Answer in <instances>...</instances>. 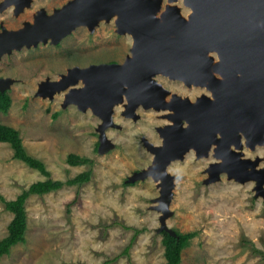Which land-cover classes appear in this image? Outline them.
Returning <instances> with one entry per match:
<instances>
[{
    "label": "rangeland",
    "instance_id": "1",
    "mask_svg": "<svg viewBox=\"0 0 264 264\" xmlns=\"http://www.w3.org/2000/svg\"><path fill=\"white\" fill-rule=\"evenodd\" d=\"M68 1L31 0L17 17L10 8L0 12V24L16 29L25 20L33 23L37 11L46 9L50 13L52 8ZM175 4L186 17L189 8L182 0ZM131 44V36L118 33L112 17L98 20L93 30L77 26L56 43L22 47L0 57V76L13 81L7 88L11 105L7 113L0 112V123L19 131L27 151L43 160L52 179L65 180L87 169V165H68V153L86 154L94 160L92 178L81 186H64L28 197L25 241L12 246L0 258V264H102L115 256L109 264L165 263L159 231L161 211L154 208L161 203L159 182L151 176L129 179L151 163L153 154L143 142L161 144L155 128L171 123L163 117L168 111L140 105L135 110L137 117L133 118L122 115L124 105L116 104L112 120L118 127L105 129L110 146L106 148L102 141L98 150L97 129L102 122L98 116L86 110V117L74 104L62 107L63 92L53 97L37 94L41 81L58 80L68 68L122 63L131 53ZM154 78L168 90L167 97L177 92L194 100L199 92H207L202 86L188 88L183 81L162 74ZM38 99L42 103L33 104ZM55 110L57 116L52 115ZM73 118L78 121L75 123ZM88 136L91 141L85 140ZM247 146L237 149L241 157L258 158L256 167L264 168V143L256 144L254 150ZM209 152L197 157L190 149L167 166L168 173L175 178L165 227L171 232H197L181 251L180 264H264L259 256L238 245L244 235L264 250V182L263 192L257 193L255 180L240 182L224 172L210 181L209 165L216 159L212 149ZM44 179L39 171L12 159L8 143H0V194L6 200L14 199L30 183ZM77 190L78 198L67 212L66 204L74 199ZM11 218L12 213L0 202V239L6 235ZM114 221L145 228L136 236L128 255L119 254L129 243L133 230L113 224Z\"/></svg>",
    "mask_w": 264,
    "mask_h": 264
},
{
    "label": "water",
    "instance_id": "2",
    "mask_svg": "<svg viewBox=\"0 0 264 264\" xmlns=\"http://www.w3.org/2000/svg\"><path fill=\"white\" fill-rule=\"evenodd\" d=\"M23 2L29 4V0ZM182 3L190 10L186 17L175 3L160 11L162 0H71L51 15L41 10L33 23L25 22L17 30L0 32L1 57L24 45L37 46L48 40L56 43L80 24L93 30L99 18L109 20L116 14L117 32L131 36L130 55L122 63L68 68L65 77L74 74L72 81L57 85L60 79H45L39 83L37 94L53 97L55 91H48L46 86L49 83L56 85L57 91L73 84L63 92L62 107L73 103L101 119L98 150L102 141L106 148L110 146L106 127H118L112 120L116 104L127 103V115L133 118L137 117L135 110L139 104L146 109L168 111L163 117L171 123L156 128L161 144L143 142L153 154L151 163L129 180L162 178L164 184L158 197L161 203L154 208L161 211L159 231L170 233L165 218L169 215L175 176L168 173L167 166L188 150L202 157L212 149L213 157L220 159L209 165L210 181L221 172L241 182L257 178L258 193L263 192L264 181V168L256 171L262 173L261 177L255 171H247V165L252 167L257 160L242 159L236 151L242 146L239 132H243L246 145L252 149L264 143V0ZM214 58L217 62L212 68ZM158 74L186 85L194 82L204 86L211 97L204 94L191 103L175 96L167 103L164 97L168 90L154 78ZM4 80L0 78L1 82ZM11 81L0 83V91L6 90ZM68 97L73 100L66 101ZM88 105L91 109H87ZM235 162L242 167L240 173L235 170Z\"/></svg>",
    "mask_w": 264,
    "mask_h": 264
},
{
    "label": "trees",
    "instance_id": "3",
    "mask_svg": "<svg viewBox=\"0 0 264 264\" xmlns=\"http://www.w3.org/2000/svg\"><path fill=\"white\" fill-rule=\"evenodd\" d=\"M11 105V97L7 90L0 91V112L7 113ZM56 113L54 116H57ZM0 142H6L12 149V159L19 160L27 165L29 168L39 171L46 177L44 180H37L30 183L26 188H23L20 193L16 195L14 199L6 200L3 195L0 194V202L3 204L5 210L12 213V218L7 225V233L0 239V258L3 255H7L10 252L12 246L25 241L26 232V218L27 213L25 209V202L29 196L33 194L43 195L51 191H55L64 186H81L83 183L88 182L93 175L94 160L86 156H80L75 153H68L66 156V163L72 166L75 165H87V169L79 172L73 177L65 180H56L50 177V171L47 169L43 160L30 154L22 142L19 131L9 125L0 123ZM98 146V145H97ZM78 198V190L76 191L73 200L66 204L67 212L69 207ZM113 224H120L125 229H132L133 234L129 243L123 248L119 255H128L136 236L145 231V228H135L124 226L118 221H114ZM197 232H180L174 229L172 233L162 230L161 231V243L163 245V256L165 258L164 264H180L181 251L189 244L190 239L196 235ZM238 245L244 249L249 250L251 255L259 256V259L264 261V250L259 249L253 241L247 239L242 235L239 239ZM107 258L102 264H109L115 259Z\"/></svg>",
    "mask_w": 264,
    "mask_h": 264
},
{
    "label": "flooded vegetation",
    "instance_id": "4",
    "mask_svg": "<svg viewBox=\"0 0 264 264\" xmlns=\"http://www.w3.org/2000/svg\"><path fill=\"white\" fill-rule=\"evenodd\" d=\"M71 1V0H70ZM14 2H16L15 0H11L10 1V3L8 4V0H1L0 1V12H3V11H6V10H8V8H10V10H11V13H12V15L13 16H15V17H17L19 14H22V13H24V11H25V9H24V7L25 6H28L30 3H31V0H29V4H26V3H24L23 2V0H17V3L19 4V6L16 8V4L14 3ZM69 2V1H68ZM67 2V3H68ZM66 3V4H67ZM162 4H163V0H162ZM167 5V0H165L164 1V8H165V6ZM11 6H13V7H15V9L14 8H11ZM64 5H61L60 7H55V8H52V10L50 11V13H48L47 11H46V9H42L43 11H44V13L46 14V15H51V14H53L54 13V11L56 10V9H60L61 7H63ZM164 8H163V10H164ZM163 10H161V11H163ZM39 11H41V10H39ZM38 13V11L35 13V15ZM33 21H34V18H33ZM32 21V22H33ZM25 22H27V20H25ZM24 22V23H25ZM31 23V22H30ZM22 25H24V24H22ZM21 27H23V26H21ZM21 27H18V28H16V29H6V27H5V25H3V24H0V32L3 30V29H5V30H17V29H19V28H21ZM219 76V75H218ZM220 77V76H219ZM0 78H6V77H4V76H0ZM8 79V78H7ZM13 84V81H11V83L9 84V86H11ZM186 85V84H185ZM9 86H8V88H9ZM187 87L188 88H190L191 86H189V85H187ZM202 87H204V86H202ZM205 88V87H204ZM206 89V88H205ZM7 90V89H6ZM167 90V89H166ZM207 90V89H206ZM7 92L9 93V91L7 90ZM204 94H206V95H209L210 97H211V94H210V92L207 90V92L205 93V92H199L196 96H195V98H194V100H191L190 98H189V96H187V95H185V96H180L179 94H177V92H173V94H172V96L171 97H167V95L164 97V100H165V102H172V100H171V98H173L174 99V97L176 96V97H179L181 100H183V99H188V101H190L191 103H193V102H196L197 101V98H202L203 97V95ZM140 106V105H139ZM143 107V106H142ZM144 108V107H143ZM146 109V108H145ZM121 113H123L122 115H124L125 116V111H123L122 110V112ZM164 115V114H163ZM128 116V115H127ZM113 119V118H112ZM157 127H159V126H157ZM156 127V128H157ZM155 128V129H156ZM157 131V130H156ZM243 145L244 146H247L246 144H245V142H244V139L242 138V146L240 147V148H237L238 150H241L242 148H243ZM247 147H249V146H247ZM255 147H256V145L254 146V148L252 149L251 147H249L251 150H254L255 149ZM237 149H236V151H237ZM210 151V150H209ZM238 152V151H237ZM210 152H208V154H209ZM241 157V156H240ZM239 157V158H240ZM242 158V157H241ZM242 159H245V158H242ZM257 160V161H256ZM217 160H215V161H213V162H216ZM251 161H256V165L258 164V158L257 159H254V160H251ZM256 165H254V166H252V167H250V165H247V171L248 172H250V171H255L254 172V174L255 175H257L258 177H261L262 176V173H260V172H256V171H259L260 169H262V168H257L256 167ZM252 168V169H251ZM242 169V167H241V165L238 163V162H235V170H236V172L237 173H240V171H242L241 170ZM247 180H255V190H256V192L258 193V191H257V189H256V184H257V179H247ZM241 182V181H240ZM264 184V183H263ZM263 184H262V186H263Z\"/></svg>",
    "mask_w": 264,
    "mask_h": 264
},
{
    "label": "bare ground",
    "instance_id": "5",
    "mask_svg": "<svg viewBox=\"0 0 264 264\" xmlns=\"http://www.w3.org/2000/svg\"><path fill=\"white\" fill-rule=\"evenodd\" d=\"M10 1L11 0H8V4L10 3ZM16 2H17V0H15ZM177 1H170V0H167V5L169 4V5H171V4H173V3H176ZM15 3V2H14ZM16 5V8L19 6V4H17V3H15ZM186 6V5H185ZM186 7H188V6H186ZM115 15L116 14H114V15H112V17L114 18L115 17ZM183 16V15H182ZM111 17V18H112ZM185 17V16H184ZM100 19H103V20H106L105 18H99L98 20H100ZM79 26H86L85 24H80ZM49 41V40H48ZM23 47H25V45L23 46ZM215 59V58H214ZM218 59V58H217ZM217 62V60L215 59L214 61H213V63H212V68H213V66H214V64ZM213 70V72H214V69H212ZM215 73V72H214ZM67 74V73H66ZM65 73H61L60 74V77H59V81L58 82H60V84H57V85H62V84H65V83H67V82H70V81H72L73 79H74V74H70L68 77H65V75H66ZM163 75V74H162ZM165 76V75H164ZM168 77V76H167ZM169 78V77H168ZM5 80L4 81H0V83H1V85H4L6 82H7V78H4ZM9 79V78H8ZM170 79H173V78H170ZM45 85V84H44ZM201 86V85H199V84H194V82H191L190 84H189V86ZM46 86H47V88H48V91H55L54 92V94L55 93H60V92H67V90L69 89V88H71V87H73L74 85L73 84H70L67 88H65L64 90H60V91H57V88H55V86L56 85H54V84H46ZM45 88V87H44ZM204 88V87H203ZM63 99H64V95H63ZM66 101L67 100H73V97H68V98H66L65 99ZM65 101H63L62 102V104L64 103ZM70 104H73V103H70ZM121 105L124 107V109H123V111H125V116L126 117H128L127 116V114H130L129 112H128V104L127 103H121ZM139 105H142V104H139ZM87 109H91V106L90 105H88L87 106ZM148 109V108H147ZM152 109H154V108H152ZM171 113L173 112V111H170ZM165 118V117H164ZM101 124V123H100ZM99 124V125H100ZM108 127H112V126H108ZM108 127H106V128H108ZM239 134H240V136L243 138L244 136V134H243V132H239ZM244 139V138H243ZM213 144H215V146H216V144L217 143H213ZM246 144V143H245ZM154 145V144H153ZM248 146H249V144H248ZM249 147H251V146H249ZM150 151V150H149ZM151 152V151H150ZM217 161H219L220 159H216ZM255 179H257V178H255ZM157 181L159 182V185H160V187H163V184H164V182H163V180H162V178H158L157 179ZM258 181V180H257ZM264 182V181H263ZM262 182V183H263Z\"/></svg>",
    "mask_w": 264,
    "mask_h": 264
},
{
    "label": "crops",
    "instance_id": "6",
    "mask_svg": "<svg viewBox=\"0 0 264 264\" xmlns=\"http://www.w3.org/2000/svg\"><path fill=\"white\" fill-rule=\"evenodd\" d=\"M43 100V99H42ZM51 100H53V99H51ZM40 103H42V101L40 100V99H38V100H36V101H33V104H40ZM62 106V105H61ZM54 108H56V107H54ZM57 109V108H56ZM79 111L80 112H82V113H85L84 115H86V117H89V113H87L86 111H81L80 109H79ZM58 112V110H55V111H53V114L52 115H54L55 113H57ZM71 114H72V112H71ZM91 114V113H90ZM92 115V114H91ZM94 115V114H93ZM73 117V116H72ZM74 119V122L76 123V121H78V120H76L75 118H73ZM73 121V120H72ZM90 121V120H89ZM4 124V123H3ZM22 138V137H21ZM90 138H91V136H88V137H86L85 138V140L86 141H91L90 140ZM22 142H23V144H24V141H23V139H22ZM0 143H2V142H0ZM4 143V142H3ZM24 146H25V144H24ZM76 154V153H75ZM78 155H80V156H86V157H89V158H91L89 155H86V154H78ZM67 156V155H66ZM66 158V157H65ZM69 165V164H68ZM72 166V165H71ZM75 166H84V165H75Z\"/></svg>",
    "mask_w": 264,
    "mask_h": 264
}]
</instances>
